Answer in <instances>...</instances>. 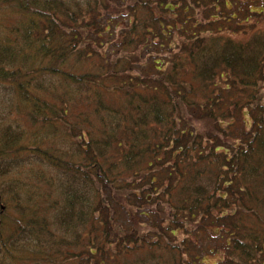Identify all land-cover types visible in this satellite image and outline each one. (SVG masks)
<instances>
[{
    "label": "trees",
    "instance_id": "trees-1",
    "mask_svg": "<svg viewBox=\"0 0 264 264\" xmlns=\"http://www.w3.org/2000/svg\"><path fill=\"white\" fill-rule=\"evenodd\" d=\"M199 3L0 0V264H264V50Z\"/></svg>",
    "mask_w": 264,
    "mask_h": 264
},
{
    "label": "rangeland",
    "instance_id": "rangeland-1",
    "mask_svg": "<svg viewBox=\"0 0 264 264\" xmlns=\"http://www.w3.org/2000/svg\"><path fill=\"white\" fill-rule=\"evenodd\" d=\"M179 1L183 2V0H179ZM193 1H196V0H193ZM199 1H200L199 4L204 6L203 12L207 8L210 14L211 13L214 14L216 12L214 5L219 6L218 7L219 11L223 12V16H225V18H223L220 23H217L218 25H214L215 31L218 34L220 43L222 45L226 43H232L234 48L238 45H240L243 48H246L245 47L246 44L253 46V44L258 43L259 49L264 50V12H263L264 9L262 7V5H264V0H199ZM192 5L196 6L195 3H192ZM204 19L205 21L207 20L206 18ZM219 27H221L220 33L219 31H217ZM151 39L153 38L151 37ZM182 39L183 37L178 35V40L180 41ZM142 46L143 44H140L139 48L141 49ZM154 48H157L156 43L155 45H153L152 49ZM252 50L255 51V49H252ZM203 59L204 61H202V63L205 62L206 56H204ZM143 62L145 61L143 60ZM147 71L148 70H145L142 68L138 69V72L142 74L146 73ZM251 79L253 81H256L258 78L252 77ZM259 89L264 91V78L258 82V85L256 87L249 88L247 90H248V93L251 94L254 91H257ZM8 94L9 93H7L5 90H1L0 88V124L5 125L7 123L10 124L11 122H17V123H21L23 126L26 127V125H29V121L25 117V109L20 108L21 104H19L16 101L17 97L12 98V97H9ZM78 107L86 109L85 105L83 104H80V106ZM244 118L246 120L247 119L251 120V117L248 116L247 114L245 115ZM31 166H34V168H37L38 172L45 171L47 173L55 174L53 172V169L49 165H42L41 163H38L37 161H33V165ZM31 166L29 167L31 168ZM29 167L27 168L23 167V171H24L23 174H26L27 172H29L28 170ZM16 176L17 175L15 172H13L11 176L9 175L0 176V186L5 183L2 181H14ZM36 182H37L36 186L40 187L41 191L43 189L46 190V187L43 182L37 181V180ZM262 187L264 188V184L262 185ZM23 201H26V199L23 198ZM6 202L9 204L12 203V201L9 200L8 198L5 199L4 201L5 205H6ZM38 202H41V201L38 199ZM12 204L19 207V202L17 201H15ZM5 205L2 206V211L0 212V225H2L0 227V233H7L8 230L12 228L11 226L13 222H11V220H13V218L15 219V215H16V212L11 210V208L6 210ZM25 215L29 216L30 215L29 211L28 212L26 211ZM31 215L33 216V213H31ZM3 216L5 218L7 217V220L5 221V223L2 224V222H4ZM263 220H264V217L262 219V222ZM226 230L230 231L232 229H229L228 227H226ZM202 240H204V244H206L204 245V247H207L208 250H211V248L216 247L215 251L212 252V251L207 250L206 253H204L202 257L204 260V263L205 264L221 263L223 259L225 258V254H226V251L225 252L222 251L223 242L222 241L217 242L214 239H207V236L205 235L203 236ZM27 252L28 251L24 249V255H26Z\"/></svg>",
    "mask_w": 264,
    "mask_h": 264
}]
</instances>
